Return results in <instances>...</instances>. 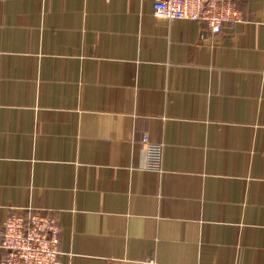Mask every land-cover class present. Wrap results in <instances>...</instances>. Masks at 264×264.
Returning a JSON list of instances; mask_svg holds the SVG:
<instances>
[{
  "label": "crops",
  "instance_id": "obj_1",
  "mask_svg": "<svg viewBox=\"0 0 264 264\" xmlns=\"http://www.w3.org/2000/svg\"><path fill=\"white\" fill-rule=\"evenodd\" d=\"M240 3L214 36L144 0H0V229L51 216L63 264H264V0Z\"/></svg>",
  "mask_w": 264,
  "mask_h": 264
},
{
  "label": "built area",
  "instance_id": "obj_2",
  "mask_svg": "<svg viewBox=\"0 0 264 264\" xmlns=\"http://www.w3.org/2000/svg\"><path fill=\"white\" fill-rule=\"evenodd\" d=\"M110 1V0H108ZM159 22L195 23L202 31L219 36L228 26L243 22L240 0H144ZM147 169L162 172L163 144L144 138ZM62 227L49 215L12 212L0 229L2 264H63L60 250ZM190 241H197L191 237Z\"/></svg>",
  "mask_w": 264,
  "mask_h": 264
}]
</instances>
